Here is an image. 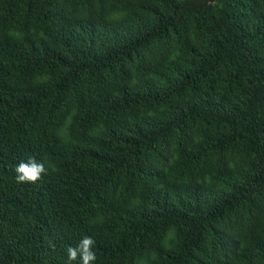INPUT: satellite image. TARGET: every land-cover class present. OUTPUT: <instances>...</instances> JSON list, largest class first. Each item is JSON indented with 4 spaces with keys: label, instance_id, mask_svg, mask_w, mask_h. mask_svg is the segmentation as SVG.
Instances as JSON below:
<instances>
[{
    "label": "trees",
    "instance_id": "trees-1",
    "mask_svg": "<svg viewBox=\"0 0 264 264\" xmlns=\"http://www.w3.org/2000/svg\"><path fill=\"white\" fill-rule=\"evenodd\" d=\"M83 236L89 264H264V0H0V264Z\"/></svg>",
    "mask_w": 264,
    "mask_h": 264
},
{
    "label": "clouds",
    "instance_id": "clouds-1",
    "mask_svg": "<svg viewBox=\"0 0 264 264\" xmlns=\"http://www.w3.org/2000/svg\"><path fill=\"white\" fill-rule=\"evenodd\" d=\"M14 171L16 173L15 179L17 183L22 182H36L45 172L43 163L36 161L33 158H29L26 162L21 161L16 164ZM94 240L90 236H83L79 243L75 247L67 248V260H76L78 254L80 258V264H89V262H95L96 254L93 251Z\"/></svg>",
    "mask_w": 264,
    "mask_h": 264
}]
</instances>
